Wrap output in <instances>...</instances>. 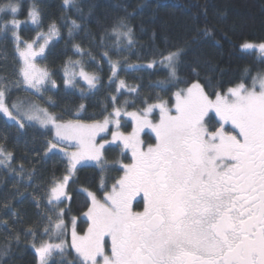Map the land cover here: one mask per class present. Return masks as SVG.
I'll use <instances>...</instances> for the list:
<instances>
[{
  "label": "snow or ice",
  "instance_id": "obj_1",
  "mask_svg": "<svg viewBox=\"0 0 264 264\" xmlns=\"http://www.w3.org/2000/svg\"><path fill=\"white\" fill-rule=\"evenodd\" d=\"M87 22L80 0H60L55 18L48 16L43 0H29L26 9L23 0H0V43L12 44L15 61L14 77L0 74V119L18 132L38 126L51 136L42 159L59 158L63 164L60 177H50L42 190L37 186L32 197L44 223L22 231L36 264H264V39L241 40L237 47L251 57L250 66L228 86L224 70L214 80L216 66L207 61L208 73L201 75L194 63L182 75L185 46L158 51L147 67H162L167 75L150 85L159 92L144 97L139 85L121 79L122 72L144 68L128 63V56L137 54L134 28L118 18L108 27L98 23L100 32L92 36ZM23 24L35 26L31 40L21 35ZM81 33L100 49L99 60L77 42ZM61 39L79 56H68L62 64V87L41 66ZM101 61L108 70L106 82ZM89 63L96 71L86 70ZM101 89L109 94L101 101L100 118L85 119L83 102L61 113L49 111L58 105L48 92H78L84 101ZM124 89L135 98H123ZM19 93L37 96L48 107ZM124 118L131 121L127 133L121 131ZM145 130L153 134L152 142L142 138ZM7 139L0 135V165L23 179V165L12 169ZM108 150L130 153L131 162L110 164ZM90 164L100 176L96 191L82 190L87 228L81 232L77 217L63 205L72 200L69 188L78 182L76 173ZM109 170L122 174L109 183L104 175ZM34 174L35 169L27 173L26 187ZM138 197L140 211L134 208ZM0 223L14 229L22 221ZM8 237L20 245V232L10 230ZM13 246L7 240L0 245V264H8Z\"/></svg>",
  "mask_w": 264,
  "mask_h": 264
},
{
  "label": "trees",
  "instance_id": "obj_2",
  "mask_svg": "<svg viewBox=\"0 0 264 264\" xmlns=\"http://www.w3.org/2000/svg\"><path fill=\"white\" fill-rule=\"evenodd\" d=\"M80 2L88 19L87 30L92 36H97L100 32L98 23L108 27L118 18H125L134 28L136 34L134 51L137 54L128 56V63L144 65V68L122 72L121 79H124L128 86L139 85L140 95L144 97L159 92V88L150 87V85H154L155 81L162 80L167 75V70L162 67H147L148 62L158 51L167 52L177 46H185L184 63L180 69L182 75L189 72L194 63L201 75L208 73L209 65L205 64L207 61L216 66V72L211 73L214 80L219 71L224 70L223 81L228 86L227 81L235 80L245 66H250L251 57L242 54L237 47L241 40L264 39V0H80ZM28 3L29 0H23L25 9ZM59 4L60 0H43L46 13L53 18L59 15ZM90 7L91 15H88ZM69 15L76 18L71 12ZM20 19H25L23 13ZM34 29V25L23 24L21 35L24 39L31 40L36 35ZM204 29H208L211 34L203 35ZM43 30L46 31V27ZM64 31L66 30L62 29V32ZM153 32L156 33L154 39ZM83 37L84 33H81V39L77 42L81 43L85 50L90 48L99 60L100 49ZM185 41L188 42L187 45ZM13 55L10 42L0 43V74H6L9 78L15 75ZM46 55L47 67L53 72V78L57 84L61 85L62 64L68 56H72L73 59L79 56H73L71 48H66L62 39L54 41ZM101 63L105 64L104 61ZM86 70L96 71L91 63L87 65ZM100 75L106 82L108 76L106 64ZM122 92H124L123 98H135L134 94L128 97L126 89ZM108 94L109 90L101 89L96 96L84 101L80 100L78 92L74 95H65L63 91L48 92L46 96H51L56 101L58 107L49 108L56 113H61L64 108L74 109L81 102L85 103L87 112L83 115L87 119L92 116L100 118L101 101ZM19 95L29 97L28 93H19ZM29 98L48 107L44 100L37 96ZM140 106L137 100V107ZM128 109L135 110L132 107ZM65 118L73 117L66 115ZM122 121L124 122L122 129L130 132L131 122L125 118ZM0 135L8 137L5 147L14 154L12 169L18 170L21 165L25 169L22 179L18 171H12L0 165V221H7L8 225H12L17 219L22 221L15 224L14 229L0 223V245H3L6 240L14 245L12 257L5 258L8 264H36L35 252L22 231L28 226L39 228L44 223L33 206L32 197L37 186L42 190L50 177L53 175L56 178L60 177L63 173V164L59 158L42 159L44 142L51 136L45 135L38 126L18 132L12 127L5 128L3 119H0ZM152 139L148 133L145 134L146 142H152ZM105 157L110 164L118 159L123 163L130 162L129 154L125 153L121 156L118 150L106 151ZM33 169L35 174L32 182L26 187L29 184L27 173ZM121 174L122 172L114 170L104 173L109 183H111V177ZM76 176L78 182L71 184L69 188L72 200L63 206L70 207V215L78 219L77 231L82 232L87 228L86 218L82 216V212L87 210V194L82 190L96 191L100 170L94 165H89L79 170ZM65 219L67 220L68 217ZM10 230L21 233V243L18 247L8 237Z\"/></svg>",
  "mask_w": 264,
  "mask_h": 264
},
{
  "label": "rangeland",
  "instance_id": "obj_3",
  "mask_svg": "<svg viewBox=\"0 0 264 264\" xmlns=\"http://www.w3.org/2000/svg\"><path fill=\"white\" fill-rule=\"evenodd\" d=\"M47 66V64H46V62L45 61H42L41 62V66ZM91 72V71H90ZM53 79H55V78H53ZM81 85L83 86V82H81ZM86 87H87V85L86 84H84ZM84 86V87H85ZM85 87V88H86ZM39 103V102H38ZM42 107H45V106H43V105H41ZM129 110V109H128ZM50 111V110H49ZM129 111H133V110H129ZM127 121H129V122H131L130 120H128L127 118H125ZM122 124H124V122L122 121ZM121 131H124L123 129H121ZM125 132V131H124ZM125 133H127V132H125ZM146 133H148L152 138H153V134L151 133V132H149L148 130H145V132L142 134V138L145 140V134ZM129 154V157H130V153H128ZM130 162H131V159H130ZM129 162V163H130ZM90 165H94V164H90ZM87 194V193H86ZM77 222H78V219H77Z\"/></svg>",
  "mask_w": 264,
  "mask_h": 264
},
{
  "label": "flooded vegetation",
  "instance_id": "obj_4",
  "mask_svg": "<svg viewBox=\"0 0 264 264\" xmlns=\"http://www.w3.org/2000/svg\"><path fill=\"white\" fill-rule=\"evenodd\" d=\"M139 200H140V198L138 197L137 198V203L134 204V208H135L136 211L142 210V204L139 203Z\"/></svg>",
  "mask_w": 264,
  "mask_h": 264
}]
</instances>
